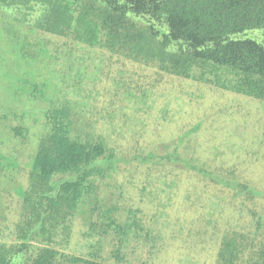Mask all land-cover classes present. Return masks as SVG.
Here are the masks:
<instances>
[{"label": "rangeland", "instance_id": "374dc122", "mask_svg": "<svg viewBox=\"0 0 264 264\" xmlns=\"http://www.w3.org/2000/svg\"><path fill=\"white\" fill-rule=\"evenodd\" d=\"M21 16L0 8V245L12 264L33 255L16 249L22 193L47 134L45 114L59 106L71 108L113 155L100 195L117 201L118 221L132 211L141 227L128 247L133 254L124 251L118 263L112 243L93 235L79 210L53 226L59 253L96 252L107 264H221L222 241L233 238L234 264L264 261V198L237 197L180 165L154 164L178 152L225 180L264 190V102L70 37L26 32ZM146 157L153 159L138 160Z\"/></svg>", "mask_w": 264, "mask_h": 264}, {"label": "trees", "instance_id": "16d2710c", "mask_svg": "<svg viewBox=\"0 0 264 264\" xmlns=\"http://www.w3.org/2000/svg\"><path fill=\"white\" fill-rule=\"evenodd\" d=\"M0 8L19 11L26 32L70 37L153 64L164 73L264 102V0H0ZM45 118L47 134L31 160L28 191L22 193L17 251H33L27 264H107L96 252L83 258L54 248L53 226L80 210L89 231L109 240L114 260L122 263L124 251L133 254L128 247L141 227L132 211L118 221L117 201L100 195V183L113 170L115 158L68 106L49 109ZM159 159L155 165H180L237 197L264 198V190L225 180L178 152ZM237 257L236 240L224 239L217 259L234 264ZM0 264H12L3 245Z\"/></svg>", "mask_w": 264, "mask_h": 264}]
</instances>
